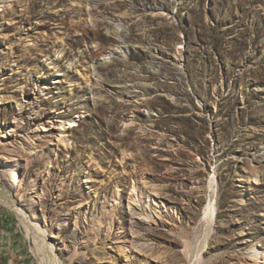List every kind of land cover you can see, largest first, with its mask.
Returning <instances> with one entry per match:
<instances>
[{"label":"rangeland","instance_id":"rangeland-1","mask_svg":"<svg viewBox=\"0 0 264 264\" xmlns=\"http://www.w3.org/2000/svg\"><path fill=\"white\" fill-rule=\"evenodd\" d=\"M2 188L65 264L259 263L264 0H0Z\"/></svg>","mask_w":264,"mask_h":264},{"label":"bare ground","instance_id":"bare-ground-1","mask_svg":"<svg viewBox=\"0 0 264 264\" xmlns=\"http://www.w3.org/2000/svg\"><path fill=\"white\" fill-rule=\"evenodd\" d=\"M114 52L115 51L112 50L111 54ZM72 124V121L63 122V128L70 129L73 127ZM11 172V181H13V183L20 181V176H18L16 169H12ZM256 181H260L259 173L256 176ZM0 201L8 205L20 215L27 229L28 238L35 249V253L39 256V258L44 264H65L64 260L62 259V253L58 250V247H56L54 242L48 240L47 229L40 224V219H35V217H33L34 215L30 213L29 208H27L28 203H25L23 200L15 199L12 194L4 190L3 188L0 189ZM141 202V200L131 202L132 204H129V209L135 214H144L146 217H149L146 214L145 207H143ZM52 236L54 237L55 235ZM120 244L121 245L119 247V250H117L119 253L124 255V257L128 258V261H130L133 255H136L137 252L149 253V251H151L148 249V245L146 243H142L139 240L134 241L132 246L130 247L126 245V243ZM257 252V260L259 261V263L257 264H264V251L257 249ZM254 260L256 261V259Z\"/></svg>","mask_w":264,"mask_h":264},{"label":"crops","instance_id":"crops-1","mask_svg":"<svg viewBox=\"0 0 264 264\" xmlns=\"http://www.w3.org/2000/svg\"><path fill=\"white\" fill-rule=\"evenodd\" d=\"M0 214V264H31L20 234Z\"/></svg>","mask_w":264,"mask_h":264}]
</instances>
